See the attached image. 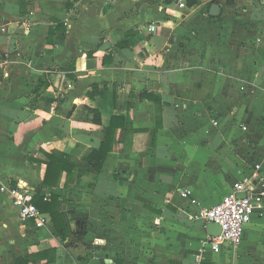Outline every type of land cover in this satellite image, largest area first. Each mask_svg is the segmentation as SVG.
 I'll list each match as a JSON object with an SVG mask.
<instances>
[{"label":"crops","instance_id":"obj_1","mask_svg":"<svg viewBox=\"0 0 264 264\" xmlns=\"http://www.w3.org/2000/svg\"><path fill=\"white\" fill-rule=\"evenodd\" d=\"M0 62V264H264V202L219 253L195 218L264 188V0H0ZM54 151L76 169L49 186ZM2 186L58 196L69 237Z\"/></svg>","mask_w":264,"mask_h":264},{"label":"built area","instance_id":"obj_2","mask_svg":"<svg viewBox=\"0 0 264 264\" xmlns=\"http://www.w3.org/2000/svg\"><path fill=\"white\" fill-rule=\"evenodd\" d=\"M2 69L3 64L0 62V71ZM261 183L258 175L246 174L232 184L230 191L219 202L198 208L195 218L204 220L206 224L216 222L222 227L219 235L207 236L205 250L219 253L226 245L238 247L243 242L247 225L252 221L257 208L264 202V188ZM1 191L8 192L13 205L19 210L21 219L35 221L37 227L46 225L47 215L33 203L36 194L34 190L22 186H2ZM189 194L191 191L187 189L182 195L187 198ZM193 202L196 203L195 200ZM201 254L195 257L197 264H204Z\"/></svg>","mask_w":264,"mask_h":264},{"label":"trees","instance_id":"obj_3","mask_svg":"<svg viewBox=\"0 0 264 264\" xmlns=\"http://www.w3.org/2000/svg\"><path fill=\"white\" fill-rule=\"evenodd\" d=\"M96 120L101 121L99 117ZM122 131L125 132L126 130ZM112 133L113 130H109L107 139L103 142L101 148L99 150H93L89 154L91 160L95 161V168L98 171L102 169L108 153L112 150ZM49 158L50 160L47 163V170L44 177L45 185H57L62 171L67 172L69 180L72 176H75L74 170L76 169V162L71 156L63 152L54 151L49 154ZM33 203L43 213L50 214L57 234L60 235L62 240L67 239L70 235V230L64 213L58 210V196L51 194L50 198H47L45 196H41V192L37 191L33 198ZM27 262L28 260L24 258L16 260L17 264Z\"/></svg>","mask_w":264,"mask_h":264},{"label":"water","instance_id":"obj_4","mask_svg":"<svg viewBox=\"0 0 264 264\" xmlns=\"http://www.w3.org/2000/svg\"><path fill=\"white\" fill-rule=\"evenodd\" d=\"M218 10H219V6L217 4H214L212 6V13L214 15H217L218 13ZM207 232L209 235H219L221 233V230H222V227L220 224L216 223V222H208L207 223Z\"/></svg>","mask_w":264,"mask_h":264}]
</instances>
